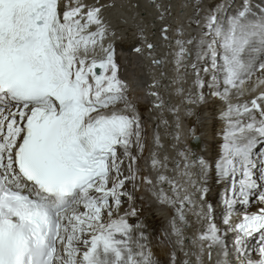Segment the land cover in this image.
<instances>
[{
    "label": "snow or ice",
    "instance_id": "6c2138e0",
    "mask_svg": "<svg viewBox=\"0 0 264 264\" xmlns=\"http://www.w3.org/2000/svg\"><path fill=\"white\" fill-rule=\"evenodd\" d=\"M111 7L114 2L104 0H0V264H161L137 197L127 188L131 182L137 189V179L151 186L160 204L175 209L164 237L181 249L190 241L200 264L205 251L211 257L216 248L224 256L218 264H264V87L236 102L232 96L244 97L245 83L264 74V0L255 8L244 0L235 11L217 7L203 18L197 0L190 22L203 31L191 65L185 61L193 41L184 39L182 25L176 27L175 64L191 67L195 76L189 103L202 102L208 89L227 104L219 159L194 158L195 180L184 173L193 191L164 173L155 182L125 174L124 158L137 160L132 145L141 152L144 145L106 15ZM166 14L164 9L159 19ZM171 27L161 25L169 47ZM138 29L134 51L163 64L147 25ZM151 95L162 108L159 93ZM152 164L166 167L155 153ZM213 172L225 185L219 220L207 199ZM189 207L202 222L196 237L186 234ZM176 255L174 249L172 264Z\"/></svg>",
    "mask_w": 264,
    "mask_h": 264
},
{
    "label": "bare ground",
    "instance_id": "6f19581e",
    "mask_svg": "<svg viewBox=\"0 0 264 264\" xmlns=\"http://www.w3.org/2000/svg\"><path fill=\"white\" fill-rule=\"evenodd\" d=\"M104 2L115 4V7L107 9L106 15L116 31L121 76L131 85L130 97L141 116L143 151L141 152L136 144L132 145L131 151L137 156V160L131 162L128 158H124L125 174L131 175L132 172H137L138 177L150 176L155 182L157 175L164 173L187 185L189 191H193L189 177L184 173H192L191 180H195L198 168L192 162L194 158L204 156L212 160L219 159L223 151V131L226 128L222 113L227 107L222 97L212 94L215 90L208 89H203L205 97L202 102L189 103V92L196 91L193 88L195 79L193 70L191 67L187 70L178 69L175 64L177 25L183 26L184 39L193 41L189 46L192 56L185 62L191 65L196 61L197 41L203 28L202 25L190 21L196 18L197 0H155V3L153 0H104ZM243 2L244 0H199L202 8L200 16L203 18L208 10L217 7L235 11ZM250 2L254 8L261 4V0H250ZM156 4H162L163 8H157ZM164 9L170 14H166L161 21L159 16ZM140 23L147 25L149 36L157 44L155 58L164 59L163 64H152L150 62L152 58L134 51L140 42L138 29ZM163 23L172 25L169 31L172 47H169V41L162 38ZM261 79H264V74L258 72L245 83L244 97H239L233 91V102L257 94L260 88L264 87L259 85ZM154 80L159 83L152 86ZM181 88L182 92L179 91ZM152 92H158L163 98L162 108L154 106L156 97L151 95ZM157 134H159V143L156 140ZM153 153L166 167H160L159 164L153 166ZM129 163H132L131 170L127 167ZM136 183L139 185L137 189H133L131 182L127 183V188L133 190L137 197L135 205L141 209L140 216L147 226L150 243L161 264H172L171 253L174 249L177 254V264H183L185 260H190L191 264H200L197 260L199 250L190 241H186L184 248L181 249L180 245L169 243L163 235L166 230H170L169 221L175 215V209L160 204L153 195L150 185L139 179ZM207 184L210 189L207 199L216 206L219 220L224 215L222 201L225 185L218 182L215 172L207 178ZM185 211L190 221L186 234L196 237L201 230L202 222L197 219L195 208L189 207ZM252 247H256L255 241L252 242ZM223 259L222 250L216 248L212 250L211 257L205 251L202 261L203 264H218ZM227 259L234 260L235 254L231 253Z\"/></svg>",
    "mask_w": 264,
    "mask_h": 264
}]
</instances>
